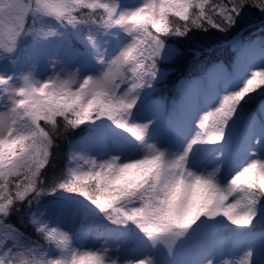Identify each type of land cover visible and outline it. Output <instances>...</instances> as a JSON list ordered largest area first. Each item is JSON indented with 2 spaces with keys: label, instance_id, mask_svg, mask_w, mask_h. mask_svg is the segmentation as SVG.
I'll list each match as a JSON object with an SVG mask.
<instances>
[{
  "label": "snow or ice",
  "instance_id": "6c2138e0",
  "mask_svg": "<svg viewBox=\"0 0 264 264\" xmlns=\"http://www.w3.org/2000/svg\"><path fill=\"white\" fill-rule=\"evenodd\" d=\"M247 3L142 0V6H130L124 0H35L33 7L24 0L0 2V61L14 55L21 38L54 37L59 34L56 25H63L77 33L87 26L94 33L88 43L96 49L99 64L98 69L88 63L75 71L61 69L43 81L29 71L21 75L19 87H13L12 76L0 75V85L11 101L0 112V264H127L126 256L121 261L113 258L107 241L85 252L73 247L77 234L69 235L59 225L90 206L58 189L78 193L95 206L93 212L103 213L102 218L115 226L111 231L135 238L130 253L147 243V256L159 246L172 251L180 237L224 227L227 222L248 225L257 215L264 222V151L249 156L255 139L250 136L239 141L231 154H224L229 129L244 107L241 102L264 85V71L253 72L251 79H246V72L234 77L230 87L243 86L224 95L219 107L200 119L202 131L194 130L195 115L174 125L163 139L154 123L137 122L148 90L161 75L158 61L173 55V45L165 38L192 39V30H206L205 25L225 31L237 23ZM254 6L264 10V0ZM29 15L32 24L26 28ZM49 20L56 24L47 32L37 28ZM120 32L130 42L120 40ZM101 34L117 35L110 57H101L96 48ZM258 112L264 144V106ZM86 122L82 141L102 140V154L98 160H85L91 165L87 171L81 166L53 183L51 191L57 195L48 202L47 219L55 217L58 226L33 214L31 225L49 242L47 249L34 245L5 218L15 211L31 212L33 203H39L45 192L42 170L54 166L50 149L57 134L61 128L67 132ZM244 123L247 126V118ZM73 158L77 163L83 159ZM138 258L145 264L143 257ZM146 264L155 261L148 259ZM199 264H214V260L205 257Z\"/></svg>",
  "mask_w": 264,
  "mask_h": 264
},
{
  "label": "rangeland",
  "instance_id": "374dc122",
  "mask_svg": "<svg viewBox=\"0 0 264 264\" xmlns=\"http://www.w3.org/2000/svg\"><path fill=\"white\" fill-rule=\"evenodd\" d=\"M0 2H4V0H0ZM24 2L35 7V0H24ZM124 2L130 6H142V0H124ZM30 22L32 24L31 16L29 15L26 20V28L29 27ZM55 24V20H49L43 25L38 24L37 28H43L44 31L47 32L48 29ZM56 27L59 32L58 35L54 37L46 35L38 36L44 43V48L37 52L34 60L28 59L26 63H22L16 59L15 51L14 55H11L6 60L0 61V75L6 77L12 76L14 78L12 82L13 87L21 86V75L27 74L29 71L34 74L37 80L43 81L57 75L60 73L61 69L65 71H75L84 63L94 65L97 69L99 68L96 49L93 61L90 62L84 58L82 51L75 48L72 44L66 32L68 27H64L63 25H56ZM119 38L125 43L130 42L127 38V34L124 32L119 33ZM116 41V34L109 37H104L101 34L96 45L101 57L105 54L110 57L113 54L116 49ZM18 45L19 43H17L16 47ZM27 45H29V43ZM235 68V72L230 75L221 70L213 71L208 74L207 85L196 84L194 86L183 118L185 119L193 115L198 117L193 126L194 130L202 131V129H198L200 119L205 117L209 112L214 111L215 107H219V102H222L224 95L230 94L232 90H239V87L243 86V83H240L239 87L234 89L230 87L234 77L242 72H246V79H251V74L253 72L264 71V47H261L257 43L252 44L249 50L241 55L240 61L235 65ZM89 74L93 73L89 72ZM246 79L243 82L246 83ZM5 105L10 106L11 101L7 93L3 91V86L0 85V112L7 110ZM262 106H264V101L260 105V109ZM139 116L141 119L137 122L154 123L161 139L168 134L166 132L164 133L163 123H161L163 120V111L151 107L144 102L143 111ZM247 119L248 124L245 126V123H243L241 126L237 141L234 144V149L237 143L243 138L255 136V139L252 140L250 145L251 151L249 152V156H251L264 151V144L260 143L259 113L252 114L247 117ZM182 120L174 121L175 125ZM40 123L42 125L44 122L41 121ZM165 124L172 126V124L168 122ZM85 126L88 127V122L85 123ZM118 131L123 130L120 129ZM228 145L229 143L224 146V154L226 156L228 153L232 152L228 150ZM78 147L79 151H77ZM102 151V140H94L87 144H84L82 139L75 142L72 146L73 156H70L73 162L70 170L72 171L82 166L83 170L87 171L91 165L86 164L85 160H98ZM73 157H83V159H79L77 163V159ZM240 163H244V160H241ZM207 171H211V168L209 167ZM90 183L94 187V182ZM48 195L51 196L50 194ZM44 198L46 199V197ZM84 201L90 206L88 209L76 211L70 220H64L59 225L61 230L67 231L69 235L73 233L77 234L73 242V247L80 252L94 250V248L107 241L111 246L110 254H114L113 258L121 261L126 256L127 264H140L138 257H143L145 264L148 259L154 260L155 264H178L177 257L181 255H183L185 259L183 264H199L205 257L213 259L214 264H234V262L235 264H240V261L244 259L247 260V264H258L259 256H264V235L250 234L246 229V225H231L230 222H227V225L224 227L205 229L187 238L180 237L176 245L173 246L172 251H169L164 246H159L157 250L152 251L151 256H147L144 254L150 251V249L147 243H144L141 245L139 251L130 253L129 250L136 247L137 240L133 237L111 231V229L115 227L112 225L105 227V230H100L95 223L101 221L99 214H97L98 210L97 212H93L91 209H94L95 206L91 205L90 201ZM47 205L48 203L45 202L43 208L37 212V218L45 219L46 223H49L52 227H56L58 225L55 223V217H53L52 220L47 219L51 214ZM105 223L108 224L110 222L105 221ZM2 234L3 229H0V235ZM32 242L34 243V241ZM34 245H36V243H34ZM43 246L47 249L48 245ZM247 253H251V255L246 256Z\"/></svg>",
  "mask_w": 264,
  "mask_h": 264
},
{
  "label": "trees",
  "instance_id": "16d2710c",
  "mask_svg": "<svg viewBox=\"0 0 264 264\" xmlns=\"http://www.w3.org/2000/svg\"><path fill=\"white\" fill-rule=\"evenodd\" d=\"M209 3H212V0H209ZM258 3L259 0H248L237 23L225 31L205 25L206 30H192L195 33L192 39L186 37L165 38L166 43L173 45V55L170 59L161 58L158 61L157 69L161 75L144 98L146 104L163 111L161 123H163L164 133H169L175 125L174 121L184 118L187 103L196 84L207 85L208 74L213 71L221 70L227 72L228 75L233 74L241 55L246 53L252 44L257 43L264 47V10L254 6ZM83 11L89 10L84 9ZM206 11L210 12L207 6ZM75 14L79 17L81 13L78 11ZM170 19L178 18L170 17ZM179 23L183 24L184 22L180 21ZM66 32L75 48L82 51L84 58L92 62L95 49L88 43V36L94 35V33H90L87 26H81L79 33L69 26ZM18 43L16 59L22 63H26L28 59L34 60L37 52L44 48V43L38 36H25ZM28 43L29 45H27ZM262 90H264V85H260L254 92L248 94L251 96L250 100L246 97V102H241L244 105L241 115L236 124L229 129L228 150L233 152L234 144L245 118L259 113L260 105L264 101V94H261ZM57 119L62 120V118ZM167 122L171 123L172 126L166 125ZM86 128L87 126L82 125L67 132L63 128L60 129L54 147L50 149L53 153L54 166H47L46 169L42 170L45 178L43 195L47 196L41 195L39 203L34 202L31 206V212L15 211L5 218L6 224L19 229L27 239L34 241L36 245H48L49 242L34 230L30 218L33 214H38L37 212L43 208L45 202L48 203L53 197H56L57 193L51 191L53 183L69 177L73 165L70 158L73 156L72 146L82 139L85 133L81 130ZM57 191L64 195L76 196L80 200H86L84 197H80L78 193H66L61 189ZM103 215V213H99L101 221L95 222L100 230H105V227L111 225L105 223L107 220L102 218ZM246 229L250 234L264 235V222H261L259 216H254L253 223L246 225ZM177 259L178 264H183V255ZM258 264H264V256H259Z\"/></svg>",
  "mask_w": 264,
  "mask_h": 264
},
{
  "label": "clouds",
  "instance_id": "9594fccd",
  "mask_svg": "<svg viewBox=\"0 0 264 264\" xmlns=\"http://www.w3.org/2000/svg\"><path fill=\"white\" fill-rule=\"evenodd\" d=\"M212 171V170H211ZM211 171H209V172H211ZM251 255V253H249V256Z\"/></svg>",
  "mask_w": 264,
  "mask_h": 264
}]
</instances>
